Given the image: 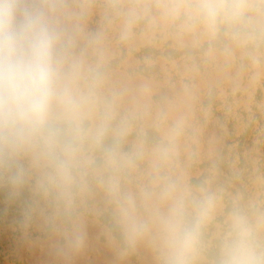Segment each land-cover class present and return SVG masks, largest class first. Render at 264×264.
I'll return each instance as SVG.
<instances>
[{
    "label": "rangeland",
    "instance_id": "374dc122",
    "mask_svg": "<svg viewBox=\"0 0 264 264\" xmlns=\"http://www.w3.org/2000/svg\"><path fill=\"white\" fill-rule=\"evenodd\" d=\"M8 8L9 30L52 37L81 103L0 125V264H264V0Z\"/></svg>",
    "mask_w": 264,
    "mask_h": 264
},
{
    "label": "clouds",
    "instance_id": "9594fccd",
    "mask_svg": "<svg viewBox=\"0 0 264 264\" xmlns=\"http://www.w3.org/2000/svg\"><path fill=\"white\" fill-rule=\"evenodd\" d=\"M210 15L216 9L209 8ZM15 11L8 8L0 23V125L23 136L44 130L51 119L54 105L63 108L69 119L77 114L80 101L67 87H62L53 62V40L43 29L29 20L19 31L9 30ZM65 169V164H61ZM192 238L186 231L178 241L182 246ZM229 264H252L242 248L237 249Z\"/></svg>",
    "mask_w": 264,
    "mask_h": 264
}]
</instances>
